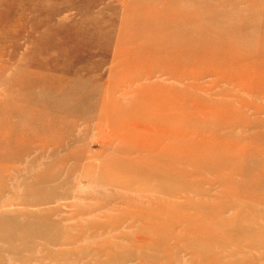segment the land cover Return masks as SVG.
Masks as SVG:
<instances>
[{"label":"rangeland","instance_id":"obj_1","mask_svg":"<svg viewBox=\"0 0 264 264\" xmlns=\"http://www.w3.org/2000/svg\"><path fill=\"white\" fill-rule=\"evenodd\" d=\"M192 7H197L201 15L195 20L190 17L197 14ZM186 8L189 12L184 11ZM251 26L256 29L248 31L247 27ZM222 31L226 32L225 36L240 39L234 41L237 44L230 51L252 48V52L258 49L264 52V0H0V122H5L0 128L1 137L9 136L8 129L13 128V182L11 179L5 182V188H13V206H4L12 193H4L0 201V219L13 220H2L0 224V264H10L11 260L12 264H103V255L110 254L109 246L101 250L92 246L104 239L110 240L121 231L125 233L122 228L106 233L102 240H91L88 235L87 242L66 247L57 243L65 233L64 227L50 224L61 221L62 215L68 216L70 208L52 214L51 210L58 204L28 208L22 205L31 197L42 198L62 188V180L44 181L47 169L51 166V170L56 162L47 157L50 152L46 156L40 154L41 146L60 132L65 145L75 137L87 136V140L75 147L98 148L92 144L98 133L96 124L88 126L81 120L73 128L69 124L74 116L87 120L99 117L93 107L109 80L114 52L121 48L129 51L146 48L154 38L160 40L162 49L154 42L159 52L208 50L219 54L226 50L227 38L219 33ZM183 58L184 63L189 61ZM132 59L142 64L140 69L145 67L143 56L126 52L118 57L121 72L104 98L114 87H131L132 79L139 78L141 70H125L126 61ZM191 62L194 64H183L179 71L204 68L201 60L191 59ZM213 62L208 68L222 66V60ZM159 70L170 74V69ZM199 73L200 69L195 72ZM180 78L178 72L176 80L188 82ZM215 79L212 76L206 81L212 83ZM85 98L81 105H76ZM133 100V109L141 114L142 101L137 97ZM178 100L175 111L168 116L157 117L152 109L145 113L149 120L158 119L171 128L172 136H177L172 149L191 168L185 180L192 191L205 190L201 199L204 215L200 222L207 230L206 241L198 248L192 246L194 250L189 254L192 242L182 240L176 250L145 263L191 264L192 256L200 264H264V137L260 135L264 127L251 128L241 120L227 117L208 134L210 144L202 153L187 158L183 150L199 146L185 139L194 138V133L218 121L215 113L206 115V120L193 119L192 102ZM130 116L122 114L116 121L119 126L124 125L133 120ZM48 133L49 138L32 143L33 137L42 139ZM163 142L167 143L168 137ZM196 158L207 162L204 171L197 172L198 168L189 161ZM78 186H73L72 191ZM182 199L173 200L181 206L177 212L187 211L194 221L198 211L195 207L191 210L188 200ZM79 221L67 225L78 229L83 226L79 224L85 225L86 218L80 217ZM118 242L121 247L114 252L124 255V250H132L128 241ZM99 252H102L100 262ZM142 261L143 256L133 253L110 264H142Z\"/></svg>","mask_w":264,"mask_h":264},{"label":"bare ground","instance_id":"obj_2","mask_svg":"<svg viewBox=\"0 0 264 264\" xmlns=\"http://www.w3.org/2000/svg\"><path fill=\"white\" fill-rule=\"evenodd\" d=\"M192 8L197 10V14L190 15L195 20L196 16L201 15L197 7ZM189 10L184 9L185 12ZM255 29L253 26L247 27L248 31ZM219 33L227 38L226 50L219 54L209 53L208 50L193 53L159 52L154 42L158 43L162 49L160 40L154 38L150 40V45L146 48L139 47L138 50L133 51L121 48L119 52H114V65L110 71L109 80L105 82L100 99L99 101L97 99L93 107L99 117L95 116V120L92 118L88 121L74 116L69 124L71 128L75 127L79 120L88 126L96 124L98 133L97 137L92 139V144H96L98 148L92 150L84 145L83 148L75 147L79 142L87 140V136L75 137L65 145L60 132L48 143H43L40 154L46 156L50 152L47 157L56 162L51 170H49L51 166L47 169L44 181L56 183L62 180V188L59 187L52 195L42 198L31 197L28 201L22 202V205L28 208L58 204L51 210L52 214H57L58 211L61 213L66 208L71 209L68 216L62 215L61 221L57 220L50 224L51 227H64L65 233L57 241L59 245L69 247L87 242L88 235L91 240H102L106 233L122 228L125 233L121 231V235L111 236L110 240L104 239L96 243L98 245L92 246H97L100 250L109 246L110 254L103 255L105 259L102 263L110 264L126 254L136 253L144 257L142 264H147L145 262L152 261L155 256H160L169 250H176L182 240L192 242L189 246V254L195 246L198 248L205 243L207 230L200 222L204 215L201 199L205 196V190L193 189L192 191L191 185L185 180L189 177L188 170L191 168L183 160H179L172 149V143L177 136H172L171 128L159 122L158 119L149 120L145 112L152 109L157 117L168 116L175 111V103L180 98L181 101L192 102L190 114L193 119L206 120V115L216 114L218 124H210L197 131L192 139L182 138L190 140L191 143L195 142L199 146V148L183 150L187 158L191 154L202 153L203 148L210 144L208 134L212 133L227 117L232 120H241L251 128L264 127L262 118L264 116V52H260V49L252 52V48H247L250 52L247 49L230 51L237 44L234 41H240V39L225 36L224 31ZM126 52L129 55L143 56L146 61L145 67L140 69L142 64L134 59L131 62L126 61L125 70H141L139 78L132 79L131 87H114L104 98V93L121 72V66H118L116 59L124 56ZM183 57H187L189 61L184 63ZM191 59L203 61L204 68L179 71L183 64L193 65ZM213 60H222V66L225 69L222 66L208 68V65L214 63ZM159 68L170 69V74H165ZM198 69L200 73L195 74ZM178 72H180V79H187L188 82L183 84L176 80ZM212 76L216 78L212 83L206 81ZM136 97L144 105V111L141 114L133 109L135 103L133 99ZM85 100L86 98L78 100L76 105H81ZM216 104L221 107L216 109ZM122 114H131L128 118L133 120L119 126L116 120ZM61 119L60 117L59 120ZM4 125L5 122H0V128ZM8 131L9 136L1 137L0 135V201L3 200L4 193H12L11 197L6 199L4 206H13V188L11 190L8 187L5 188V182L8 179L13 182L11 174V171L13 172V128H9ZM85 131L88 129L85 128ZM260 135L264 137L263 130ZM165 137H168L167 143L163 142ZM47 138L49 133L42 139L33 137L32 143ZM76 138H79L78 141H75ZM30 141L31 139L28 142ZM70 149L72 151L69 154L63 155ZM197 159H189V161L198 168L197 172L204 171L207 162H200ZM182 166L187 168H181ZM67 167L68 170L65 172ZM62 176L63 179H61ZM76 184L79 186L72 191ZM82 185L86 186L81 187ZM182 198L188 200L187 204L191 205V210L195 207L198 211L193 218L194 221L187 215V211L177 212L181 206L173 200H183ZM196 198L198 203H195ZM63 200L73 201L60 203ZM80 217L86 218L85 225L81 223L79 225L83 226L75 230L68 227V222H80ZM2 220L13 219H0V224ZM131 228L134 231H130ZM180 228L182 229L176 233V230ZM123 240L128 241L132 247V250H124L123 252H126L124 255L114 252L117 247H121L118 241ZM148 252L152 254H146ZM98 258L100 262L102 252H99ZM201 258L204 259L203 256ZM190 259L191 264H200L195 263L197 258L191 256ZM12 262L13 260L10 264Z\"/></svg>","mask_w":264,"mask_h":264}]
</instances>
